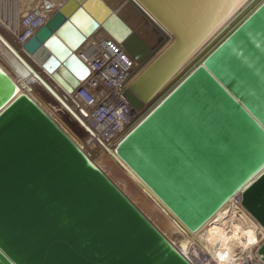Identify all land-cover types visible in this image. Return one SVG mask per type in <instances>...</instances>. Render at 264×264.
Listing matches in <instances>:
<instances>
[{
    "label": "water",
    "instance_id": "obj_1",
    "mask_svg": "<svg viewBox=\"0 0 264 264\" xmlns=\"http://www.w3.org/2000/svg\"><path fill=\"white\" fill-rule=\"evenodd\" d=\"M128 1L139 13L143 27L157 30L162 39L154 44L146 42L101 0H67L21 44V53L39 68L55 59L57 64L50 71V78L72 94L90 73L74 49L98 26L112 34L135 63L123 92L134 114L119 133L124 135L118 143L128 135L126 131L143 110L142 104L154 99L170 82L169 78L193 56L191 62H196L175 89L191 87V77L198 79L200 71L206 72L212 83L218 84L232 99L231 112L210 119V127L201 135V141L199 138V143L195 142L180 158L169 162L162 175L154 174L149 188L107 150L130 181L128 184L134 189L130 194L94 161V149L84 151L70 136L63 122L56 118L55 113L64 118L60 108L34 86L24 68L36 77L34 72L9 49L3 54L5 62L0 61V264H193L171 242V233L160 227L146 209L170 227L173 223L181 229L166 208H172L171 199H163L164 206L152 193L170 175L183 181V188L191 192L192 199H202L198 193L212 197L214 183L206 182L195 192L188 176L185 179L187 174L179 169L201 150L200 144L211 135L227 140L222 149L227 146L224 152L233 153L237 169L227 173L224 164H220L222 160L210 158L213 174L225 183L228 195L238 200L264 232V161L256 168L224 124L241 107L253 121L241 119L236 128L250 137L256 136V125L264 131V0H252L208 46L199 53L191 52L157 87L153 86L156 85L153 69L177 41L185 0L176 1L169 18L161 0ZM74 16L84 20L82 26L74 21ZM53 37L63 47L58 56L49 46L54 44H50ZM191 95H194L192 103L200 110L198 89L193 87ZM75 109L78 114H85L82 108L75 106ZM256 141L264 151V139ZM245 192L252 194L246 196ZM132 195L140 196L141 203ZM256 252L264 263V240Z\"/></svg>",
    "mask_w": 264,
    "mask_h": 264
},
{
    "label": "bare ground",
    "instance_id": "obj_2",
    "mask_svg": "<svg viewBox=\"0 0 264 264\" xmlns=\"http://www.w3.org/2000/svg\"><path fill=\"white\" fill-rule=\"evenodd\" d=\"M66 1L0 0V11L4 12L5 15L4 20L1 19L0 22L6 26L16 24L22 13L42 7L46 8L42 22L44 24ZM101 1L116 16L118 13L115 10L116 3L120 4L116 5L119 7V10L124 9L125 11L127 9V2L130 4L128 0ZM161 1L163 3L164 14L169 18L170 11L174 9L177 0ZM251 2L252 0H185V6L180 16V29L178 26L177 41L171 50L155 65L153 73H155L156 85L153 86L157 87L167 79L173 70L191 52H201L224 30V26L231 23ZM109 3H113V8ZM248 11L249 9L239 19ZM137 14L139 17L138 12ZM73 19L79 26H82L84 23V20L78 16H74ZM172 22L171 24H173ZM2 24L0 23V61L5 62L3 54H6L7 51L9 52V49L23 60L36 76L34 77L24 68L29 78L34 82V86L39 89L45 98L53 100L64 114V118H62L55 113L60 123L63 122L61 124L65 130L78 141V144H80V147L84 151L87 152L90 149H94V161L130 194L133 193L134 189L128 184L129 180L125 172L120 169L114 159L107 153V150L115 155L149 188L150 183L154 180V174L162 175L169 167V162L176 161L192 144L201 141V135L210 127V119H213V117L218 119L223 114L231 112L230 105L232 99L218 84H213L211 78H208L204 71V73L200 71L198 79L197 76L191 77L193 82L191 87L188 88L186 85L182 89H175L177 84L188 74L187 70L196 62V60L191 62L193 56L169 78L170 82L154 99L150 98L142 104L141 108L143 110L138 113L127 129L126 134L128 135L122 142L118 143L117 141L124 133L118 134L108 144L105 142L99 144L88 120L76 112L75 106L71 103V95L51 80L50 71L55 68L57 61L52 58L42 68L30 62L29 58L21 53L22 43H18L4 29ZM125 24L140 37L142 35L137 31L146 32L151 41H145L150 44L155 43L159 38H163V35L157 30L151 31L144 28L141 21L137 23V26L135 25L136 27H132L128 22ZM98 35L112 38L118 42L112 34L108 33L101 26H98L86 35L74 49V54L80 60H82L80 52L83 45L89 39H93ZM49 46L57 56L63 48L57 41ZM88 76L89 74L81 83H84ZM174 76L176 77L172 79ZM193 87L198 89L199 92L198 103L200 110L198 105L191 101V98H194V95H191ZM49 90L60 99L61 103L68 108L67 110L56 101ZM241 119H245L247 123L253 121L243 111V108L238 107L232 116L224 122L225 128L229 130L230 134L234 133L232 136L234 135L236 142L242 146L248 157L253 160L254 166L258 168L264 161V151L257 146L256 140L264 139V131L256 125V129L259 132L256 133V136L254 134V136L250 137V134H243L236 128ZM174 124H179L180 126L174 127ZM76 134L80 135L81 140L76 138ZM244 136H246V141ZM216 137L217 135H211L206 141L202 142L200 144L201 150L193 158L192 156L191 158L189 157L184 162L185 166L184 164L179 166L180 172L187 174L185 179L188 176L189 184H192L190 187L194 191L201 188L206 182H208V185L214 183L212 188L215 193L213 194L212 192V197H209L207 193H202V195L198 193L197 196H200L202 199H192L189 196L191 192L187 193L186 189L183 188V181L176 180L177 177H172V175L167 177L163 183L152 191L164 206L165 201L171 199L170 205L172 208L168 209V206L166 208L184 231L173 223V226L170 227L166 221L161 220L151 210L146 209V211L152 215L160 227L171 233L169 234L171 242L193 264H197L194 259L200 260L199 264H240L243 261L256 257V249L264 240V232L244 211L238 200L228 195L229 191H227L225 183L220 182V178L218 176L215 177V174H213L212 160L208 162L210 158H213L217 162L222 160L220 164H224L223 168H225L227 173L236 167L234 165V160L236 159L233 153H230V150L224 152L227 146L222 149L227 140L219 137L216 139ZM199 138L200 141H198ZM249 148H252L251 152L248 151ZM208 155L209 157L207 158ZM235 171L237 169H234L233 172ZM132 196L135 197L136 195ZM136 198L141 203L140 196H136ZM175 202L181 203L178 205ZM208 208L210 209L207 210ZM211 209H215V211L209 215ZM179 214L182 215L178 218ZM221 254H225L223 260L220 258Z\"/></svg>",
    "mask_w": 264,
    "mask_h": 264
},
{
    "label": "built area",
    "instance_id": "obj_3",
    "mask_svg": "<svg viewBox=\"0 0 264 264\" xmlns=\"http://www.w3.org/2000/svg\"><path fill=\"white\" fill-rule=\"evenodd\" d=\"M44 11L46 8L42 7L26 11L16 24L6 26L0 23L18 43H23L41 26ZM4 17V12L0 11V20ZM80 57L90 73L70 94L71 101L84 110L82 116L94 130L97 142L107 143L126 128L134 114L123 92L124 82L135 63L120 43L103 35L89 39L83 45ZM240 264L264 263L256 252L255 258Z\"/></svg>",
    "mask_w": 264,
    "mask_h": 264
},
{
    "label": "rangeland",
    "instance_id": "obj_4",
    "mask_svg": "<svg viewBox=\"0 0 264 264\" xmlns=\"http://www.w3.org/2000/svg\"><path fill=\"white\" fill-rule=\"evenodd\" d=\"M106 3H108L106 1ZM109 5L113 8V3H109ZM116 5H120L118 3H116ZM115 5V10L118 12L117 13V17H119L123 22H128L131 24L132 27H136L137 26V23H139L140 19L138 17V14H137V11H135L133 9V7L127 2L126 4V11L123 9V10H119V7ZM130 14V15H129ZM125 22V23H126ZM136 25V26H135ZM140 35H142V38L146 41H151L148 36V34L146 32H140V31H137ZM149 37V38H148ZM151 44H154V43H151ZM194 261L199 264L200 263V260H195Z\"/></svg>",
    "mask_w": 264,
    "mask_h": 264
},
{
    "label": "snow or ice",
    "instance_id": "obj_5",
    "mask_svg": "<svg viewBox=\"0 0 264 264\" xmlns=\"http://www.w3.org/2000/svg\"><path fill=\"white\" fill-rule=\"evenodd\" d=\"M51 43H55V37L52 38V41H50V44H51ZM250 194H252V193H250V192H245V193H244V195H246V196H247V195H250ZM252 242H254V241H252ZM224 255H225V254H221V256H220V258H221L222 260L224 259Z\"/></svg>",
    "mask_w": 264,
    "mask_h": 264
}]
</instances>
